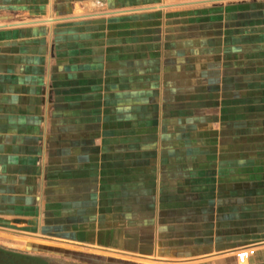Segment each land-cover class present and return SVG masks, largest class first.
I'll return each instance as SVG.
<instances>
[{
  "label": "crops",
  "instance_id": "crops-1",
  "mask_svg": "<svg viewBox=\"0 0 264 264\" xmlns=\"http://www.w3.org/2000/svg\"><path fill=\"white\" fill-rule=\"evenodd\" d=\"M264 264V0H0V264Z\"/></svg>",
  "mask_w": 264,
  "mask_h": 264
},
{
  "label": "built area",
  "instance_id": "built-area-1",
  "mask_svg": "<svg viewBox=\"0 0 264 264\" xmlns=\"http://www.w3.org/2000/svg\"><path fill=\"white\" fill-rule=\"evenodd\" d=\"M251 255H253V250L251 247L238 249L235 252L236 264H247V261Z\"/></svg>",
  "mask_w": 264,
  "mask_h": 264
},
{
  "label": "trees",
  "instance_id": "trees-1",
  "mask_svg": "<svg viewBox=\"0 0 264 264\" xmlns=\"http://www.w3.org/2000/svg\"><path fill=\"white\" fill-rule=\"evenodd\" d=\"M0 258H1V256H0Z\"/></svg>",
  "mask_w": 264,
  "mask_h": 264
}]
</instances>
